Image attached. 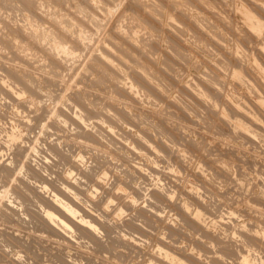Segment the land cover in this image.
Here are the masks:
<instances>
[{"label":"clouds","instance_id":"obj_1","mask_svg":"<svg viewBox=\"0 0 264 264\" xmlns=\"http://www.w3.org/2000/svg\"><path fill=\"white\" fill-rule=\"evenodd\" d=\"M0 264H264V0H0Z\"/></svg>","mask_w":264,"mask_h":264}]
</instances>
